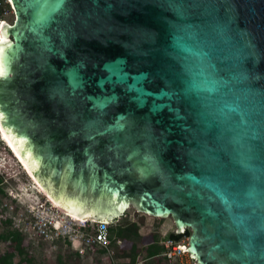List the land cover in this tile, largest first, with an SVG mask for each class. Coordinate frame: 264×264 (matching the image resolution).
Here are the masks:
<instances>
[{"label": "water", "instance_id": "water-1", "mask_svg": "<svg viewBox=\"0 0 264 264\" xmlns=\"http://www.w3.org/2000/svg\"><path fill=\"white\" fill-rule=\"evenodd\" d=\"M10 1L0 125L47 194L264 264V0Z\"/></svg>", "mask_w": 264, "mask_h": 264}, {"label": "built area", "instance_id": "built-area-1", "mask_svg": "<svg viewBox=\"0 0 264 264\" xmlns=\"http://www.w3.org/2000/svg\"><path fill=\"white\" fill-rule=\"evenodd\" d=\"M13 21L14 8L11 1L0 0V33L5 24L10 26ZM8 195L19 201L16 192L10 191ZM21 203L20 201L19 204ZM48 203L50 202L44 199L34 205L21 206L23 211L18 213V217H13L16 229L27 238H40L51 244L57 241L68 242L80 254L87 250L94 253L104 248L105 251L100 256L101 260L110 261L112 259L113 250L110 248L109 228L116 218L88 217L74 220L69 214L56 210L55 206ZM184 238L186 239L180 241L164 239L162 243L166 250L156 256L164 257L167 264L192 263L190 253L185 247L188 245V237ZM117 243L120 244L121 241L117 240Z\"/></svg>", "mask_w": 264, "mask_h": 264}, {"label": "rangeland", "instance_id": "rangeland-1", "mask_svg": "<svg viewBox=\"0 0 264 264\" xmlns=\"http://www.w3.org/2000/svg\"><path fill=\"white\" fill-rule=\"evenodd\" d=\"M9 20H11V18H9ZM9 151L10 149L0 137V176L3 177V181L0 183V186L5 192L4 195L0 196V233L3 229H5L4 221L7 219H10L12 222L11 228L17 230L13 223L15 221L13 217H18V213L23 211L21 206L26 204L34 205L30 200L36 197H38L36 202L43 201L47 198L37 186L35 187L23 167H21L20 163L14 156H11ZM10 191L17 193L19 201L12 199L8 195ZM20 201L22 202V205L19 204ZM48 204L53 206L51 203ZM56 210L61 211L58 208H56ZM125 212L130 213L132 216L136 212L145 215L144 223L140 229L142 234V244L144 245L150 243L157 234L160 236V239H162L170 230H176L170 216L155 217L148 215L139 211L131 204L125 211L117 215V219ZM187 229L191 232L190 228ZM21 235L23 237L22 246L26 249V258H28L27 260H22L21 264H60L58 262L60 257L63 260V264H66L67 258H72L73 248L65 242L57 241L51 244L50 242L43 241L42 239L40 240V238H27L22 233ZM121 246H125V243ZM6 250L10 251L12 250V247L8 242L3 241L0 238V254ZM20 259L21 257L16 255L14 257L15 264H18ZM87 260L90 261L89 259ZM146 264H163V260L158 256H153Z\"/></svg>", "mask_w": 264, "mask_h": 264}, {"label": "trees", "instance_id": "trees-1", "mask_svg": "<svg viewBox=\"0 0 264 264\" xmlns=\"http://www.w3.org/2000/svg\"><path fill=\"white\" fill-rule=\"evenodd\" d=\"M9 152L11 153V151ZM11 156H13L12 153ZM2 181L3 177L0 176V183ZM4 194L5 192L0 186V196ZM144 220L145 215L139 212H136L133 216L130 213L125 212L120 218L115 219V222L109 228V236L111 238L110 248L113 250V257L110 261H103L100 258L101 254L105 251L104 248H100L94 253L87 250L83 254L72 249V258L68 257L66 264H146L150 258L159 255L166 250L162 243L164 239L170 238L175 241H180L182 238L190 235V230L188 229L183 233H176L174 229L167 232L162 239H160L158 234L155 235V238L150 243L144 245L142 244V234L140 231ZM4 224L5 229L0 233V238L3 241L8 242L11 245L12 250H6L0 254V264H15L14 257L16 255L21 257L18 262V264H21L22 260L28 259L26 258V249L22 246L23 237L21 232L11 228L12 222L10 219L4 221ZM117 240H120L121 243L118 244ZM123 243H125V246H121ZM66 244L71 246L68 242ZM160 258H162L163 264H167L164 257L160 256ZM58 262L63 264L61 257L58 259ZM188 264L195 263L192 262Z\"/></svg>", "mask_w": 264, "mask_h": 264}, {"label": "bare ground", "instance_id": "bare-ground-1", "mask_svg": "<svg viewBox=\"0 0 264 264\" xmlns=\"http://www.w3.org/2000/svg\"><path fill=\"white\" fill-rule=\"evenodd\" d=\"M8 39L10 40V42H12L13 44H15V42L10 39L8 37ZM0 40H1V35H0ZM0 137L1 139L5 142V144L8 146V148L10 149L12 155L15 157V159L20 163L21 167H23L24 171L27 173L28 177L30 178V180H32V182L34 183L35 187L37 186L45 195L47 198L46 201L50 202L53 206H55L56 208H58L59 210H61L64 213H67L71 216L72 219L74 220H80L82 219V217H79L67 210H65L64 208H62L60 205H58L48 194L47 192L43 189V187L39 184V182L37 181V179L35 178V176L33 175V173L31 172V170L29 169V167L27 166V164L24 162V160L20 157V155L17 153V151L14 149L13 145L11 144L9 138L7 137L6 133L4 132L2 126L0 125ZM43 194V195H44ZM38 200V197L31 199L30 201L33 204H36ZM129 207V205L126 206V208L123 210L125 211L127 208ZM122 211V212H123ZM78 218V219H77ZM180 228L184 229V226H180ZM186 248L188 247V245L185 246Z\"/></svg>", "mask_w": 264, "mask_h": 264}, {"label": "snow or ice", "instance_id": "snow-or-ice-1", "mask_svg": "<svg viewBox=\"0 0 264 264\" xmlns=\"http://www.w3.org/2000/svg\"><path fill=\"white\" fill-rule=\"evenodd\" d=\"M3 54H4V50L0 49V65H2ZM3 75H4V71H3L2 67H0V76H3Z\"/></svg>", "mask_w": 264, "mask_h": 264}, {"label": "clouds", "instance_id": "clouds-1", "mask_svg": "<svg viewBox=\"0 0 264 264\" xmlns=\"http://www.w3.org/2000/svg\"><path fill=\"white\" fill-rule=\"evenodd\" d=\"M114 218H117V216H115ZM184 231H185V229H184ZM175 232H176V230H175ZM183 232H181V233H183ZM176 233H179V232H176ZM186 237H188V239H189V236H186Z\"/></svg>", "mask_w": 264, "mask_h": 264}]
</instances>
